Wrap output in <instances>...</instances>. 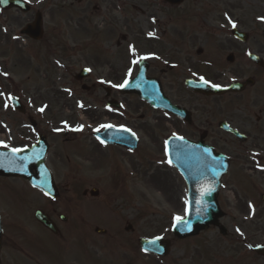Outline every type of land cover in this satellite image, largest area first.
Returning <instances> with one entry per match:
<instances>
[{
  "label": "flooded vegetation",
  "instance_id": "1",
  "mask_svg": "<svg viewBox=\"0 0 264 264\" xmlns=\"http://www.w3.org/2000/svg\"><path fill=\"white\" fill-rule=\"evenodd\" d=\"M7 1L14 6L3 10L4 0H0V35L5 36L0 37V41H7L6 58L15 70L24 66L27 58L38 65L42 53L45 64L52 60L60 37L56 33H47L46 11L71 10L72 16L76 17L73 24L71 21L74 36L71 37V47L66 45V55L70 49L72 62L64 70L69 71L70 64H74L78 68L77 73L68 85L52 82V86L63 84L61 90L72 87L77 97L84 95L89 98L88 105L76 98L74 105L79 108H76L73 119L77 121L80 115L87 118L93 139L94 134L108 130L101 128L99 132L95 131L102 124L112 125V130L130 129V133L134 132L138 137L143 120L142 107L138 103L140 99L126 95L122 88L111 85L124 83L129 70L136 71V75L146 70L148 77L158 81L162 88L158 71L166 75L170 103L187 112L185 120L171 113L165 114L174 135L187 137L185 134L192 129L199 138H189L191 141L202 139L206 143L215 135L220 141L226 138L225 144L235 150L251 151L246 145L255 143V124L264 118V22L258 19L264 16V0H170V3L167 0ZM229 19L237 24L235 29L229 24ZM38 20L43 34L42 39L36 41L30 38L37 37L35 27L31 35H24L23 32ZM153 20L156 22L153 23ZM129 22L136 23L135 37H127L126 25ZM14 25L19 29L16 30ZM149 33L154 36L150 37ZM167 34L169 37H166ZM133 48L135 54L131 51ZM158 53L165 56V60L160 59ZM127 55L142 57L136 64L128 66ZM54 63L58 65V61ZM1 64L6 68L3 62ZM7 71L13 73L6 68ZM80 74L86 77L81 78ZM201 76L212 84L220 85L218 90L227 89V92L208 95L191 91L192 87L217 90L204 85L199 79ZM6 78L10 80L8 75ZM22 86L17 89H27L25 82ZM8 87L16 88L12 81H9ZM67 94L76 96L71 92ZM12 97H17L25 108L24 113H20L10 103L5 108L4 100L0 104V110L10 111L0 112V144L7 145L0 146L2 150L31 148L35 144V136L44 135L47 141L57 137L56 131L59 132L62 122L58 121L59 114L48 113V108L43 113L31 112V103L25 91L12 92ZM193 98L196 99L194 102ZM70 104L71 99L66 105ZM43 105L49 106L47 103ZM100 117L106 122H98ZM223 122L231 131L226 130V126L221 128ZM69 134H64V144L71 146L74 139L68 138ZM94 141L95 149L119 150L124 159L140 156L139 138L135 150L101 144L96 138ZM67 152V148L49 141L47 165L52 172L57 200L31 188L41 207L35 210L31 223L56 243L71 246V264H142L145 253L139 242L143 239L144 216L139 198L142 192L137 189L140 169L138 173L136 168L125 173L112 159L113 168L104 177L98 167L93 166L100 157L98 153L93 154V162L90 160L87 163L72 161ZM13 182V179L0 177V201L11 204L7 209L0 203V229L3 233L1 264L9 258L8 254L4 255L6 234L15 230L11 201ZM23 182L28 188V183ZM4 186L9 195L5 194ZM60 201H64L69 209H61L65 205L58 204ZM54 205L60 208L54 209ZM58 211L64 213L58 214ZM37 212L52 225V229L36 220ZM107 212L112 214L103 225ZM102 232L105 234H100ZM163 235L153 238L162 237L167 242L166 258L145 255L157 264H170V232ZM30 243L27 242L30 246H26V261L29 264H46L33 251Z\"/></svg>",
  "mask_w": 264,
  "mask_h": 264
},
{
  "label": "rangeland",
  "instance_id": "2",
  "mask_svg": "<svg viewBox=\"0 0 264 264\" xmlns=\"http://www.w3.org/2000/svg\"><path fill=\"white\" fill-rule=\"evenodd\" d=\"M46 14L47 33H56L57 37H60L59 46L55 49L56 52L53 54L52 60H48L46 64L42 53L38 65L27 58L24 66L15 70L6 58L7 41H0V59H3L0 64L3 62L6 68L13 72L8 71L12 74V82L16 86L14 89L9 88L7 80L0 77V93H3V95H0V104L4 99L7 101L10 93L25 91L29 96L31 112H37L40 107L44 106V103H47L49 105L46 106L48 113L59 114L58 121L65 122L68 120L69 127L78 128L83 126L82 131H74L73 133H70L66 127H61L62 132L70 133L68 138L74 139L73 145L76 148L62 146L66 139L62 136L64 133L56 138H50L49 141L58 143L61 148H67V153L74 162L84 161L88 163L95 156L93 154L98 153L97 155H100V157L95 160L96 165L93 166L98 167L104 177L113 168L112 159L115 163H118V166L120 165L125 173L135 168L138 173L140 169L137 189L142 192V194L139 193L140 208L144 216L142 236L150 238L164 234V229L169 230L170 228V264H264V257L253 252V248L257 246L264 247V204L260 200V196L264 193V170H262L264 169V118L259 124H255V143L250 142L246 145V147L252 149V154L235 150L233 146L225 144L226 138L224 137L220 141L217 136L213 135L214 139L209 138L206 142L212 147L216 146L218 152L231 159L230 171L223 179L222 191L218 197L221 208L226 215L221 223L226 227L228 235L223 237L217 229L210 228L194 239L186 242L178 241L173 238L171 228L173 217H186L187 204H185V201H187V191L180 175L171 165L167 164L166 141L174 135L173 131L170 130L168 117L160 112L153 111L145 103L138 102L142 107L143 115L141 131L137 132L140 139L139 158L133 156L124 159L119 150H108L103 147H100V150L95 149L94 140L90 133L91 128L88 127V119L81 115L77 121L73 119V116L77 113L76 105H74L76 98H78V101L83 100L86 104H90L89 98L84 95L77 97L74 89L70 87L68 89H71L76 96L71 98V104L68 106L66 103L69 102L70 96L67 95L66 97L65 94H62L66 89L61 90L64 85L52 86V82H65V85H68V82H73V77L77 73L78 68L74 64H70L69 71L64 70V67L72 62L70 49L66 55V45L71 47V37H74L71 21L76 17L72 16L71 10H49L46 11ZM73 22L74 20L72 24ZM14 26L16 30L19 29V26ZM126 27L127 37H135L136 23L129 22ZM0 37L5 36L0 35ZM166 37H169L168 34ZM158 54L161 57L160 59L165 60V56L161 53ZM133 60L134 58L127 55L128 66L135 64ZM54 61H58L57 66ZM3 67L6 70L5 66ZM128 73L129 71H127L128 78L136 75V71L131 73L130 76ZM158 73V77L163 83L164 93L170 99V86L167 83L166 75L161 74L159 71ZM23 82L26 83V90L22 89ZM19 87L22 88L18 90ZM195 100L193 98L192 102ZM254 111L256 114L258 113L256 109ZM0 112L9 113L10 111L0 110ZM100 118L98 122H106L104 118ZM255 122L256 119H254ZM207 130L210 133V128ZM185 135L188 139L199 138L198 133L192 131V129ZM11 185L14 187L11 201L13 203L15 230L6 234L5 246L7 249L4 251V255L8 254L7 257L9 258L4 261V264H11L12 261H14V264H29L24 259L26 246H30L27 242H31L33 251L46 264H71L73 261L71 246H65L60 242L56 243L47 234L43 233L39 227L36 228L31 223L30 218H32L35 210L41 208L36 201L35 194L28 191L25 182L21 180H14ZM103 185L106 187L105 181ZM4 187L5 194L9 195L7 187ZM0 203L7 209L11 207V204L6 201H0ZM58 204L65 205V202L60 201ZM250 204L253 206L252 208H249ZM57 208L60 207L54 205V209ZM61 209H69V207L65 205ZM59 213H64V211H58ZM111 214L112 212L106 213L102 221L103 225H105L107 217ZM19 227H22V229ZM236 229H240L243 235H240ZM16 249H19L21 253ZM206 252L210 255L208 259L205 256ZM142 264L157 263L143 255Z\"/></svg>",
  "mask_w": 264,
  "mask_h": 264
},
{
  "label": "water",
  "instance_id": "3",
  "mask_svg": "<svg viewBox=\"0 0 264 264\" xmlns=\"http://www.w3.org/2000/svg\"><path fill=\"white\" fill-rule=\"evenodd\" d=\"M35 24L34 27L38 29L40 22L37 21ZM31 29L32 27L28 28L27 33ZM35 38L38 39L39 37ZM126 88V92L138 94L154 108L185 117L182 111L170 106V102L164 97L161 86L154 81H149L145 72L137 80L126 86ZM113 137L117 141H125L127 143L129 141L124 138L123 133L121 135L114 134ZM102 138L106 139V136L103 135ZM110 143L116 144L113 141ZM39 144L41 145V143ZM205 147L201 142L194 144L181 139H171L168 142L170 160L180 170L190 189V210L186 221L190 224L191 230H188L186 226L179 228L174 226L173 232L180 239L197 235L200 231L207 229L210 224L217 225V219L222 216L217 204V195L220 188V180L226 174L229 165L226 159L216 155L211 149ZM45 152L46 149H39L33 156L31 152L17 154L16 157L22 163L21 166L13 164L14 156L9 154L6 156V153H0V175L25 178L34 187L55 198L56 192H54L53 183L51 180L48 181L50 176H47V179L44 174H40L42 178L40 175L39 177L32 175L33 166H35L38 173L47 172ZM6 164L7 167H5ZM202 186L207 187L200 188ZM203 193L209 194L204 197ZM140 244L143 250L147 249V251L153 253L161 249L160 240H157L156 246H151L148 241L144 240Z\"/></svg>",
  "mask_w": 264,
  "mask_h": 264
},
{
  "label": "snow or ice",
  "instance_id": "4",
  "mask_svg": "<svg viewBox=\"0 0 264 264\" xmlns=\"http://www.w3.org/2000/svg\"><path fill=\"white\" fill-rule=\"evenodd\" d=\"M4 2L6 3L7 0H4ZM258 19H259L261 22H264V16L259 17ZM155 22H156V21L153 20V23H155ZM228 22H229V24H231V27H232L233 29H235V28L237 27V24H236L235 22H233L231 19H229ZM149 36L152 37V36H154V34H153V33H149ZM131 51L133 52V54H135V49H134V48L131 49ZM157 58H158V57H157ZM133 63H135V61H133ZM87 71H91V69H87ZM3 75L6 76L7 73H3ZM128 75L130 76V75H131V72H129ZM199 79H200V81H201L204 85H207V86H209V87H213V88H217V89L220 88V85L212 84L209 80L205 79L203 76H201ZM101 83H105V81H101ZM127 85H128V81L125 80L124 83H122V84H112L111 86L114 87V88H124V87H126ZM0 95H3V93H0ZM12 99H13V97H11V96L8 97V100H12ZM8 106H9V105H8V103H7V101H6L4 107L7 108ZM80 106L83 107V105H80ZM38 111H40L41 113H43V112L45 111V108H44V107H41L40 109H38ZM64 126H65L66 128L69 127L68 124H67V122H65ZM112 127H113L112 125H101L100 128L95 129V131L99 132L101 128H103V129H110V128H112ZM72 130H74V131H82V130H83V126H79L78 128H76V129H72ZM120 131H122V132H130L131 130H130V129H127V128H121ZM131 134H132V136H135V133H134V132L131 133ZM97 139H99V137H97ZM178 139H181V140H182L183 137H178ZM100 143H101V144H104L105 141H104V140H100ZM0 146L7 147V145H3V144H0ZM11 151L14 152V153H18V152L22 151V149L13 148ZM169 164H171V161H169ZM262 170H264V169H262ZM203 194H204V195H207V194H209V193H203ZM187 203H188V202L185 201V204H187ZM252 207H253V206L250 204V205H249V208H252ZM185 211L187 212V209H185ZM253 211H254V210H253ZM173 223H174V225H175L176 227H178V228L181 227V226H186L188 230H191V226H190V224H189V223L184 219V217H182V216H175V217H173ZM236 231H237L238 233H240V235H243V233L240 232V229H236ZM160 239H161L160 237H157L155 240L148 241V243H149V245H151V246H156V244H157V240H160ZM145 251H147V249H145Z\"/></svg>",
  "mask_w": 264,
  "mask_h": 264
}]
</instances>
